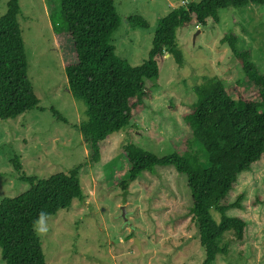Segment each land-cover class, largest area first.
I'll return each instance as SVG.
<instances>
[{
	"label": "rangeland",
	"instance_id": "obj_1",
	"mask_svg": "<svg viewBox=\"0 0 264 264\" xmlns=\"http://www.w3.org/2000/svg\"><path fill=\"white\" fill-rule=\"evenodd\" d=\"M113 1L121 17L112 36L116 54L138 66L149 57L158 21L172 8L201 0ZM10 2L0 0V18ZM18 3L28 76L40 103L17 118L0 119V201L30 188L20 180L22 175L42 179L77 168L84 199L36 225L47 264H202L206 254L189 213L187 176L171 165L155 166L124 190L121 181L130 168L124 146L133 144L158 157L194 151L185 115L197 102L194 88L206 78L222 79L234 97L261 100L259 87L244 77L241 63L221 39L237 35V47L249 51L264 74V4L221 9L219 22L208 19L205 26L179 28L182 64L168 53L158 58V80H145L151 90L145 107L126 128L102 142L100 159L94 162L77 129L87 119V107L70 92L64 70L76 59L70 35L64 32L61 0ZM131 16H142L149 28L133 27ZM16 157L22 171L14 166ZM240 195L242 207L228 209L227 215L246 222L244 237L238 240L233 231L227 232L223 243H229V252L213 264H264V154L238 175L227 201ZM212 214L220 220L218 212ZM0 264H6L1 248Z\"/></svg>",
	"mask_w": 264,
	"mask_h": 264
},
{
	"label": "trees",
	"instance_id": "obj_2",
	"mask_svg": "<svg viewBox=\"0 0 264 264\" xmlns=\"http://www.w3.org/2000/svg\"><path fill=\"white\" fill-rule=\"evenodd\" d=\"M263 5L264 0H201L187 2L158 21L152 48L141 65L133 66L116 54L113 33L121 17L113 0H61L66 22L64 32L70 35L75 62L65 65L70 92L86 107L87 119L77 126L90 149L91 160L98 162L101 146L110 135L126 128L134 115L151 97L146 79L158 80V58L168 53L182 64L183 55L177 42V31L192 23L205 26L208 19L219 22V11ZM18 0H11L0 18V119L11 120L38 108L40 99L28 76V61L18 20ZM133 27L149 28L142 16H131ZM227 43L244 77L259 87L260 101L243 95L229 94L222 79L206 78L194 90L197 102L185 115L192 130L190 148L197 151H175L158 157L133 144L124 146L130 168L121 185L130 183L155 166L171 165L185 174L191 195L189 210L198 227L199 241L205 249L202 264H213L218 255H227L229 243H223L227 232L243 239L246 222L227 215L230 208H240L243 195L229 203L227 195L238 175L250 170L264 154V74L251 60L247 50L237 47L238 36L230 33ZM201 153L204 154L201 155ZM14 166L22 171L16 157ZM77 168L68 174L59 172L47 178L22 175L30 188L15 197L0 201V248L6 264H47L36 225L40 216L47 218L69 208L74 200L84 199ZM213 211L221 215L219 221Z\"/></svg>",
	"mask_w": 264,
	"mask_h": 264
},
{
	"label": "water",
	"instance_id": "obj_3",
	"mask_svg": "<svg viewBox=\"0 0 264 264\" xmlns=\"http://www.w3.org/2000/svg\"><path fill=\"white\" fill-rule=\"evenodd\" d=\"M122 211H123V214H122V217L127 220V211H126V206H122ZM137 245V247L141 250V243H140V240L138 238L135 239L134 241ZM142 251V250H141Z\"/></svg>",
	"mask_w": 264,
	"mask_h": 264
},
{
	"label": "clouds",
	"instance_id": "obj_4",
	"mask_svg": "<svg viewBox=\"0 0 264 264\" xmlns=\"http://www.w3.org/2000/svg\"><path fill=\"white\" fill-rule=\"evenodd\" d=\"M44 219H45L44 214H42V215L40 216L39 220L37 221V223H38V224H43ZM38 230H43V229H38Z\"/></svg>",
	"mask_w": 264,
	"mask_h": 264
}]
</instances>
